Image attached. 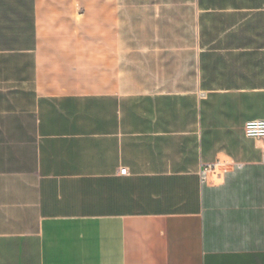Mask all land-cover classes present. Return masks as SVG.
Masks as SVG:
<instances>
[{
	"label": "crops",
	"instance_id": "0c3cea01",
	"mask_svg": "<svg viewBox=\"0 0 264 264\" xmlns=\"http://www.w3.org/2000/svg\"><path fill=\"white\" fill-rule=\"evenodd\" d=\"M263 118L264 0L0 7V264H264Z\"/></svg>",
	"mask_w": 264,
	"mask_h": 264
},
{
	"label": "trees",
	"instance_id": "16d2710c",
	"mask_svg": "<svg viewBox=\"0 0 264 264\" xmlns=\"http://www.w3.org/2000/svg\"><path fill=\"white\" fill-rule=\"evenodd\" d=\"M0 7L9 8L25 22L28 31L34 30V0H0Z\"/></svg>",
	"mask_w": 264,
	"mask_h": 264
},
{
	"label": "built area",
	"instance_id": "2783aa9c",
	"mask_svg": "<svg viewBox=\"0 0 264 264\" xmlns=\"http://www.w3.org/2000/svg\"><path fill=\"white\" fill-rule=\"evenodd\" d=\"M244 133L248 138H251L255 143H260V148L264 157V118L249 120L244 125ZM212 167V165H205L200 171V175H203ZM121 174L126 173V168L120 170Z\"/></svg>",
	"mask_w": 264,
	"mask_h": 264
}]
</instances>
